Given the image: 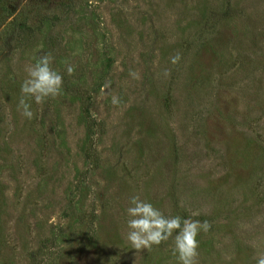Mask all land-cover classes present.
I'll return each instance as SVG.
<instances>
[{"label": "rangeland", "instance_id": "1", "mask_svg": "<svg viewBox=\"0 0 264 264\" xmlns=\"http://www.w3.org/2000/svg\"><path fill=\"white\" fill-rule=\"evenodd\" d=\"M46 53L62 90L27 119L25 69ZM134 195L211 224L198 264H256L264 0H0V264H178L175 232L126 240Z\"/></svg>", "mask_w": 264, "mask_h": 264}, {"label": "clouds", "instance_id": "2", "mask_svg": "<svg viewBox=\"0 0 264 264\" xmlns=\"http://www.w3.org/2000/svg\"><path fill=\"white\" fill-rule=\"evenodd\" d=\"M10 22V21H9ZM6 27V25H5ZM171 63L180 61V54L172 56ZM53 57L50 53L41 55L36 62L26 67V78L21 84V98L19 99L17 110L27 119H32L31 103L41 104L47 98H55L60 95L63 85V76L51 66ZM74 66L67 65L66 72L72 75ZM129 75L133 79H140L136 71H130ZM167 77L168 70L164 71ZM113 105H118L120 100L117 96L112 97ZM127 234L126 240L132 248L140 251L159 246L161 243L173 238V255L177 258L178 264H198L199 241L197 236L200 232L207 233L211 224L205 220L183 219L180 216H165L159 209L150 202L142 200L134 195L130 198L129 207L126 210ZM256 264H264V252L258 253L255 257Z\"/></svg>", "mask_w": 264, "mask_h": 264}]
</instances>
